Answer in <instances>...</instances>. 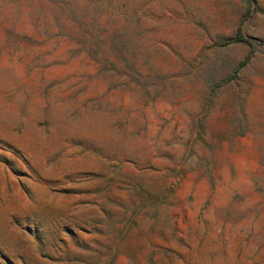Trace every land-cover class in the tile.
Here are the masks:
<instances>
[{"label": "rangeland", "instance_id": "1", "mask_svg": "<svg viewBox=\"0 0 264 264\" xmlns=\"http://www.w3.org/2000/svg\"><path fill=\"white\" fill-rule=\"evenodd\" d=\"M0 264H264V0H0Z\"/></svg>", "mask_w": 264, "mask_h": 264}, {"label": "trees", "instance_id": "2", "mask_svg": "<svg viewBox=\"0 0 264 264\" xmlns=\"http://www.w3.org/2000/svg\"><path fill=\"white\" fill-rule=\"evenodd\" d=\"M245 1H247L248 3H251L252 2V0H245ZM235 41H246V39L243 38V36H242V34L240 32V29H237L236 30Z\"/></svg>", "mask_w": 264, "mask_h": 264}]
</instances>
